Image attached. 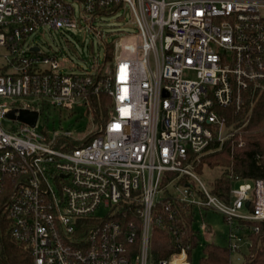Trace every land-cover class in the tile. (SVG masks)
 I'll use <instances>...</instances> for the list:
<instances>
[{
	"label": "built area",
	"instance_id": "2783aa9c",
	"mask_svg": "<svg viewBox=\"0 0 264 264\" xmlns=\"http://www.w3.org/2000/svg\"><path fill=\"white\" fill-rule=\"evenodd\" d=\"M121 7L138 34L92 73H64L28 41L78 28L76 8L92 23ZM0 62V221L32 264H192L185 217L200 238L212 234L203 211L220 214L232 254L233 241H249L247 222L264 221V179L234 178L221 199L196 171L203 157L245 144L252 98L264 94V0H0ZM103 97L108 119L92 140L95 125L38 129L49 106L93 112ZM13 110L38 113L36 125L9 118ZM5 118L20 125L8 131ZM128 213L125 224L115 218ZM155 227L180 244L159 262Z\"/></svg>",
	"mask_w": 264,
	"mask_h": 264
},
{
	"label": "rangeland",
	"instance_id": "374dc122",
	"mask_svg": "<svg viewBox=\"0 0 264 264\" xmlns=\"http://www.w3.org/2000/svg\"><path fill=\"white\" fill-rule=\"evenodd\" d=\"M75 15L78 28L38 31L30 35L28 40L31 45L39 46L42 54L57 57L63 64L61 69L64 73L94 72L98 66L105 63L109 46L114 47V44L122 38L138 34V28L133 23L130 10L124 7L112 15L99 16L93 19L92 23L90 20L81 18L78 8H76ZM6 101L13 105L19 104V100H3V102ZM95 121L94 113L85 106H76L73 110H60L49 106L40 118L38 129L45 128L49 131L62 128L65 131L84 134L95 125ZM1 124L8 131L10 128L20 125L19 122L8 118L2 120ZM246 134L248 132L242 135L244 142ZM197 175L202 184L211 191L221 175V170L205 167ZM106 214L107 212L102 209L97 213L100 217H104ZM202 217L203 221L210 226L213 235H200L199 245L192 253V264H200L204 257L203 248L206 244L214 243L225 247L230 244L229 225L220 214L212 210H205ZM198 218L201 219V215ZM199 226L200 220L195 224V228L199 229ZM233 243L237 245L238 250L232 254V264H243L250 255L251 244L246 239L240 242L233 241Z\"/></svg>",
	"mask_w": 264,
	"mask_h": 264
},
{
	"label": "trees",
	"instance_id": "16d2710c",
	"mask_svg": "<svg viewBox=\"0 0 264 264\" xmlns=\"http://www.w3.org/2000/svg\"><path fill=\"white\" fill-rule=\"evenodd\" d=\"M109 59L113 57V46L107 48ZM253 114L250 124L244 135L245 144L238 147L231 143L213 154L202 158L197 165V173L207 168L220 169L221 175L212 187V193L221 199L228 197L232 179L239 178L256 182L264 179V94H256L252 98ZM110 100L103 97L101 105H94L95 129L88 136L92 140L98 133L100 122L105 123L108 119ZM131 213L125 218L115 217L122 223L132 219ZM1 219V216H0ZM192 216L185 217L184 228L188 236L182 245L188 246L189 258L192 261V253L198 247L200 238L192 229ZM247 236L251 243L250 255L243 264H264V221L247 222ZM259 227L256 233L253 229ZM179 243L175 242L171 235L159 227L153 229L151 241V258L159 262L170 258L174 253L180 251ZM204 257L200 264H232V252L229 247L208 243L203 248ZM0 261L5 264H32L33 257L28 247L20 245L11 239L7 223L0 221Z\"/></svg>",
	"mask_w": 264,
	"mask_h": 264
},
{
	"label": "water",
	"instance_id": "95a60500",
	"mask_svg": "<svg viewBox=\"0 0 264 264\" xmlns=\"http://www.w3.org/2000/svg\"><path fill=\"white\" fill-rule=\"evenodd\" d=\"M35 50L37 51L38 48H35ZM16 110H13L11 112L8 113V117L11 119H18L21 122L27 123L31 126H35L37 119H38V113L36 112H30V111H26V110H20L19 115L16 116ZM246 206H249V203L246 204Z\"/></svg>",
	"mask_w": 264,
	"mask_h": 264
}]
</instances>
